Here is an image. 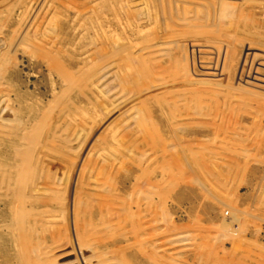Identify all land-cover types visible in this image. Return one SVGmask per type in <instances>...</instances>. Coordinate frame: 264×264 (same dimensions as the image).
<instances>
[{
  "label": "rangeland",
  "instance_id": "rangeland-1",
  "mask_svg": "<svg viewBox=\"0 0 264 264\" xmlns=\"http://www.w3.org/2000/svg\"><path fill=\"white\" fill-rule=\"evenodd\" d=\"M0 264H264V0H0Z\"/></svg>",
  "mask_w": 264,
  "mask_h": 264
},
{
  "label": "bare ground",
  "instance_id": "bare-ground-1",
  "mask_svg": "<svg viewBox=\"0 0 264 264\" xmlns=\"http://www.w3.org/2000/svg\"><path fill=\"white\" fill-rule=\"evenodd\" d=\"M126 64V63H125ZM123 65V64H122Z\"/></svg>",
  "mask_w": 264,
  "mask_h": 264
}]
</instances>
